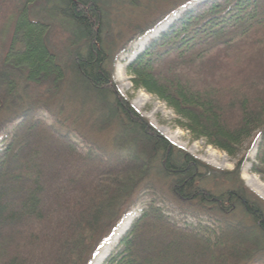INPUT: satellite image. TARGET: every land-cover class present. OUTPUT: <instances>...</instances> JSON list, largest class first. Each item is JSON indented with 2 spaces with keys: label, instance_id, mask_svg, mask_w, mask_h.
<instances>
[{
  "label": "trees",
  "instance_id": "1",
  "mask_svg": "<svg viewBox=\"0 0 264 264\" xmlns=\"http://www.w3.org/2000/svg\"><path fill=\"white\" fill-rule=\"evenodd\" d=\"M122 7L146 15L124 39ZM178 12L128 73L195 141L236 159L258 135L264 179V0H0V264H91L138 207L106 264H264L246 157L206 164L118 90V58Z\"/></svg>",
  "mask_w": 264,
  "mask_h": 264
},
{
  "label": "rangeland",
  "instance_id": "2",
  "mask_svg": "<svg viewBox=\"0 0 264 264\" xmlns=\"http://www.w3.org/2000/svg\"><path fill=\"white\" fill-rule=\"evenodd\" d=\"M181 14V12H178L177 14L169 17L152 34H149L140 41L135 42L132 47L131 54L122 55L118 58L114 67V78L117 83L118 90L130 102V104L167 139L178 147L188 151L190 154L206 164L218 169L232 171L236 168L238 162L243 157H246V161L243 164L241 171V177L245 186L251 189L247 182H253L264 193V186L257 183L258 179L260 183L264 184L263 177L252 172L260 143V137L258 135H255L248 142H246L242 153L236 159L229 157L223 151L209 146L205 140L195 141L192 139L189 132L177 126V115L158 98L148 94L144 89L137 86L134 82L136 78L128 73V67L130 64L146 49L150 41L157 38L160 33L166 31ZM119 15H121L118 17L119 28L116 29V32L122 33V39L127 38V36L130 35L127 27L128 25L131 23L141 22L144 18H146V15L140 11V9L131 7H122ZM136 103L141 106L140 109L137 108ZM106 137L108 136H103L100 139L101 143H107ZM108 148L111 152L113 151V147L110 144H108ZM1 149L2 143L0 142V150ZM260 197L263 198L262 196ZM141 212L142 209L138 207L121 220L112 236L101 245L91 264H106L111 255L118 251L121 240L130 231L134 222L140 217ZM99 252H101V255L99 259L94 262L95 257Z\"/></svg>",
  "mask_w": 264,
  "mask_h": 264
},
{
  "label": "bare ground",
  "instance_id": "3",
  "mask_svg": "<svg viewBox=\"0 0 264 264\" xmlns=\"http://www.w3.org/2000/svg\"><path fill=\"white\" fill-rule=\"evenodd\" d=\"M136 106H137L138 109H140V107H141L138 103H136ZM252 177H254V176H252ZM254 178H255V177H254ZM255 179H257V178H255ZM257 183H258L259 185H263V186H264V184L260 183V181H258V179H257ZM247 184H248V186H249L251 189H253L256 193H258L260 196H262V197L264 198V193L259 189V187H257V185H256L255 183H253V182H247ZM100 255H101V252H99V253L96 255V257H95V261H94V262H96V261L99 259Z\"/></svg>",
  "mask_w": 264,
  "mask_h": 264
}]
</instances>
